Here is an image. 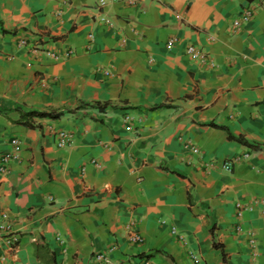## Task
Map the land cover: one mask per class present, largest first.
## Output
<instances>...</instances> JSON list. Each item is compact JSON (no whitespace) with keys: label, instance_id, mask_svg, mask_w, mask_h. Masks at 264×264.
<instances>
[{"label":"crops","instance_id":"obj_1","mask_svg":"<svg viewBox=\"0 0 264 264\" xmlns=\"http://www.w3.org/2000/svg\"><path fill=\"white\" fill-rule=\"evenodd\" d=\"M99 1L0 0V105L63 112L35 119L40 129L0 115V154L20 141L0 174V221L8 216L18 250L0 239V264H45L37 242L57 264H96L110 245L112 264H192L190 253L201 264H264L261 206L235 214L237 203L264 199V4L236 29L258 0H105L110 29L97 22ZM85 103L107 108L77 109ZM57 129L74 134L70 147L56 146ZM131 223L142 243L128 241Z\"/></svg>","mask_w":264,"mask_h":264},{"label":"built area","instance_id":"obj_2","mask_svg":"<svg viewBox=\"0 0 264 264\" xmlns=\"http://www.w3.org/2000/svg\"><path fill=\"white\" fill-rule=\"evenodd\" d=\"M126 2L131 6L139 5V0H126ZM264 4V1H259L256 3L249 4L248 6L244 7L242 11L239 13L238 17L233 20L232 25L234 28H239L241 25L248 23L253 20L255 13L257 10ZM107 5V2L105 0H100L98 3L97 9L100 11L99 15L96 16L97 22L101 25L107 26L110 29L115 28L114 22L107 17L106 14H103L101 10H103ZM90 40H93L92 34L89 35ZM177 39L172 38L167 42V45L169 47H172L176 43ZM19 46L20 47H29L30 50H35L33 45H31L28 40L21 38L19 40ZM38 48L36 49V51ZM35 51V52H36ZM186 53L191 56L194 59L199 60L202 63H205L207 60V54L203 53L200 49L197 47L190 45L186 48ZM46 54L51 57L54 60H58L61 58H68L70 57L73 52L71 50L64 52L63 54H59L56 52H48L46 51ZM40 84L42 87L47 85V80L41 79ZM128 123V130L131 129L130 126V118L125 119ZM55 140H56V146L59 149L68 148L73 144L74 141V134L71 131L57 129L54 132ZM186 146L189 148L192 154L197 155L200 154V150L195 145L191 144L190 142H186ZM19 148H20V141L18 139H12L11 140V149L9 151L3 152L0 154V174L5 175L9 172L10 166L13 162L17 161L19 159ZM251 154L250 153H244L242 155L234 156L231 159L226 160L223 163V168L227 171H231L232 167L243 161L250 159ZM91 163L98 167L99 169L102 167L100 163L96 159H92ZM212 162H210L207 166H211ZM261 206V212L264 215V199L255 200L250 205H244L242 203L236 204V217L239 219L242 214L245 211H252L254 207ZM8 216L6 214L2 215V220L0 221V239H5L7 244L9 245L10 252L16 253L18 250V243H19V237L17 235H14L12 232L11 224L8 222ZM236 230L238 232L242 231L241 224H238L236 226ZM171 233L173 235L178 236L180 239L182 237L180 235H177L176 229L173 227L171 230ZM246 234L248 236V244L251 247L253 251V256H257V243H256V237L255 233L252 230L246 231ZM127 238L128 241L132 244L142 243L143 237L137 232V230L134 227V224L131 223L128 227L127 231ZM33 241H36V239H33ZM116 245H110L108 250L106 252L97 253L95 255V261L96 264H112L111 261V253L115 251ZM190 258L192 260V264H201L202 261L199 257L194 255L193 253H190ZM144 264H151L149 260H145Z\"/></svg>","mask_w":264,"mask_h":264},{"label":"trees","instance_id":"obj_3","mask_svg":"<svg viewBox=\"0 0 264 264\" xmlns=\"http://www.w3.org/2000/svg\"><path fill=\"white\" fill-rule=\"evenodd\" d=\"M161 106H157L159 108ZM107 104L100 105L99 103L95 104H81L78 106L77 109H106ZM10 112H18L19 113V119L15 121V123L22 125L29 129H40V124H37L35 122V119H42V118H48V119H58L63 115V112H54V111H38V110H29L25 111L22 108H20L17 105H13L11 102L7 101L0 105V115L8 117V113ZM211 126H214L216 128L225 130L228 133V137L231 140L238 141L243 144H247L246 141L243 140L241 136H235L233 135L229 129H227L224 126L217 125L215 123H211ZM35 255L36 257L45 264H57V259L53 253H49V248L45 245H40L38 242L36 243L35 247Z\"/></svg>","mask_w":264,"mask_h":264}]
</instances>
